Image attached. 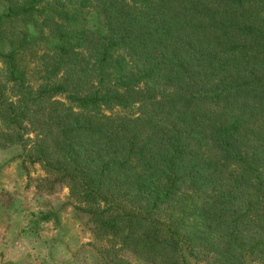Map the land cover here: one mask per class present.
<instances>
[{"label": "trees", "instance_id": "16d2710c", "mask_svg": "<svg viewBox=\"0 0 264 264\" xmlns=\"http://www.w3.org/2000/svg\"><path fill=\"white\" fill-rule=\"evenodd\" d=\"M6 148L104 264H264V0H0Z\"/></svg>", "mask_w": 264, "mask_h": 264}, {"label": "rangeland", "instance_id": "374dc122", "mask_svg": "<svg viewBox=\"0 0 264 264\" xmlns=\"http://www.w3.org/2000/svg\"><path fill=\"white\" fill-rule=\"evenodd\" d=\"M21 62L35 85L36 62L28 54ZM16 154L0 150V264H104V242L92 235L68 188L39 182L44 172L38 165L22 166ZM52 212L56 221L40 219ZM116 253L131 264H145L127 250Z\"/></svg>", "mask_w": 264, "mask_h": 264}]
</instances>
